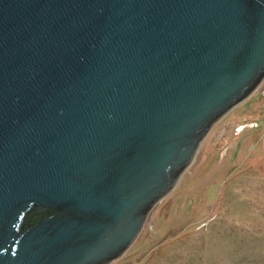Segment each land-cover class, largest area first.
Returning a JSON list of instances; mask_svg holds the SVG:
<instances>
[{
    "label": "water",
    "instance_id": "obj_1",
    "mask_svg": "<svg viewBox=\"0 0 264 264\" xmlns=\"http://www.w3.org/2000/svg\"><path fill=\"white\" fill-rule=\"evenodd\" d=\"M264 77V0H0V264H109Z\"/></svg>",
    "mask_w": 264,
    "mask_h": 264
},
{
    "label": "rangeland",
    "instance_id": "obj_2",
    "mask_svg": "<svg viewBox=\"0 0 264 264\" xmlns=\"http://www.w3.org/2000/svg\"><path fill=\"white\" fill-rule=\"evenodd\" d=\"M109 264H264V77Z\"/></svg>",
    "mask_w": 264,
    "mask_h": 264
}]
</instances>
